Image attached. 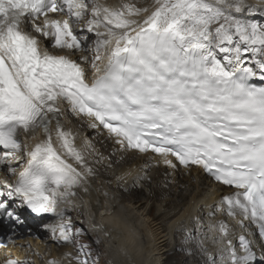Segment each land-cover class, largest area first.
Masks as SVG:
<instances>
[{"label": "bare ground", "instance_id": "bare-ground-1", "mask_svg": "<svg viewBox=\"0 0 264 264\" xmlns=\"http://www.w3.org/2000/svg\"><path fill=\"white\" fill-rule=\"evenodd\" d=\"M144 1L91 0L84 5L83 0L82 5L68 7L72 22L84 10L85 22L74 25V31L89 44L70 58L94 72L105 56L122 48L138 30L151 26L174 35L183 51L194 39L204 41L212 71L223 61L233 60L264 71V47L260 48L264 46V0ZM199 5L202 8H196ZM24 26L33 35L28 22ZM244 27L256 31L253 39L245 36L247 31L238 35ZM40 43L47 45L48 40ZM63 111L59 129L48 140L53 150L58 140L64 147L63 159L60 155L59 162L55 159L54 170L59 185L55 201L62 218L45 225L49 227L46 231L27 226L30 233L16 236L13 242L17 246L11 247L19 259L27 264H92L96 259L94 254L87 255L88 244H79L86 232L88 238L98 241L101 264H169V258L173 264H232L227 255L236 258L233 264H264V248L254 229L227 216L219 205L220 197L229 193L227 189L211 184L197 168H175L151 154L121 149L90 120L67 106ZM37 143H43L38 133L23 135L21 157ZM16 168L17 164L6 166L5 172ZM59 230L75 236L72 249L69 241L60 244ZM33 233L38 238L32 239ZM241 234L250 235L252 257H241Z\"/></svg>", "mask_w": 264, "mask_h": 264}, {"label": "rangeland", "instance_id": "rangeland-1", "mask_svg": "<svg viewBox=\"0 0 264 264\" xmlns=\"http://www.w3.org/2000/svg\"><path fill=\"white\" fill-rule=\"evenodd\" d=\"M152 0H145L144 1V4H150L149 2H151ZM90 4V2H86V5H89ZM196 8H202V6L201 5H199V6H196ZM213 9V8H212ZM84 18H82L81 20H79L78 21V23L76 22V24H79V23H84ZM248 33H247V32ZM244 32H246L245 34H244ZM243 34V35H245V36H247V37H249V39L251 38V39H253L254 38V36L256 35V31L254 30V29H250V28H246V27H244V29L240 32H238V35L240 36V34ZM241 34V35H242ZM242 35V36H243ZM261 40H262V37H261ZM260 42V41H259ZM255 43H257V42H255ZM94 44L92 43V46H93ZM262 47H264L263 45H261L260 46V48H262ZM86 48H88V46L86 47ZM237 49V48H236ZM236 52H238V51H236ZM98 55H95L94 57H97ZM155 209H152V214H155ZM70 214H72L75 218H78L80 221L82 220V218H81V216H76V214H75V212H72V211H70ZM69 217V216H68ZM67 217V218H68ZM78 229H81V228H78ZM82 230H84V229H82ZM69 232H71V231H69ZM72 233V232H71ZM74 242H75V236H73L72 237V239L69 241V244H68V248L69 249H72L74 246H75V244H74ZM184 243H185V241H184ZM79 244L81 245V246H87V245H85V244H88V247L90 248V251L88 252V256L90 255V254H94V258L96 259L95 261H93L92 262V264H101V262H102V258H103V253L102 252H100V248L98 247V241L96 240V241H92L90 238H88V235H86V232H83V234H82V239L79 241ZM95 244V245H94ZM98 257H102L101 258V260L100 261H98L99 260V258ZM82 261H85V259H82ZM168 263L169 264H173V261L171 262V259L169 258L168 259ZM78 264H83V263H79L78 262ZM84 264H86V263H84Z\"/></svg>", "mask_w": 264, "mask_h": 264}]
</instances>
